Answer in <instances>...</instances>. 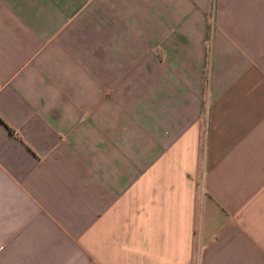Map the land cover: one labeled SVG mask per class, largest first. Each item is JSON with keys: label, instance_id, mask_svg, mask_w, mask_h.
<instances>
[{"label": "crops", "instance_id": "crops-1", "mask_svg": "<svg viewBox=\"0 0 264 264\" xmlns=\"http://www.w3.org/2000/svg\"><path fill=\"white\" fill-rule=\"evenodd\" d=\"M0 264H264V0H0Z\"/></svg>", "mask_w": 264, "mask_h": 264}]
</instances>
